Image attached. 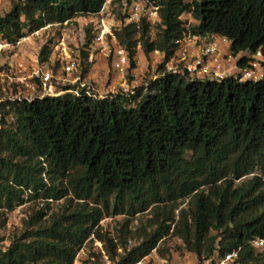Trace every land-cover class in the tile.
I'll return each mask as SVG.
<instances>
[{
  "label": "trees",
  "instance_id": "trees-1",
  "mask_svg": "<svg viewBox=\"0 0 264 264\" xmlns=\"http://www.w3.org/2000/svg\"><path fill=\"white\" fill-rule=\"evenodd\" d=\"M149 1L159 7L155 37L146 18L116 31L131 71L139 45L147 57L164 54L156 77L135 95L66 91L0 104V210L12 211L28 196L47 203L0 249V264H74L93 234L115 264H136L167 236L180 238L199 263L216 250H239L238 264H264V251L251 242L264 238V75L202 80L165 66L189 34L217 33L234 54H264V0ZM105 2L17 0L0 15V42L94 15ZM188 14L195 22L183 19ZM92 36L90 28L89 42ZM51 52L45 43L39 61L49 62ZM86 52L83 77L91 66ZM54 201L61 209L49 215ZM145 212L142 239L129 249L131 221ZM118 215L126 219L116 241L101 221Z\"/></svg>",
  "mask_w": 264,
  "mask_h": 264
},
{
  "label": "built area",
  "instance_id": "built-area-1",
  "mask_svg": "<svg viewBox=\"0 0 264 264\" xmlns=\"http://www.w3.org/2000/svg\"><path fill=\"white\" fill-rule=\"evenodd\" d=\"M158 8L149 0H123V18H117L105 6L94 14L93 36L88 44V51L90 53L102 51L107 57H111V69L123 77L118 86L106 88L102 92L82 76V61L79 54L66 48L58 49L56 53L54 52L60 66L58 69L51 67L49 62L42 63L38 60L37 64L29 66L17 60L16 52L11 56L7 55L8 48L10 50L19 48L26 37L15 43L0 42V51L7 53L4 59H0V89L6 94L0 95V104L8 100L32 101L45 96H58L66 91L78 96L135 95L136 88L144 81L129 80L131 57L128 50L119 43L116 31L129 23H140L142 18L154 23L158 20ZM177 42L178 48L174 56L165 63L167 70L173 73H188L192 78L202 80H223L228 76H235L241 80H259L264 75V54L261 49L234 54L228 48L225 39L217 33L189 34ZM89 59L92 60L91 56ZM241 59H245L243 64L239 63ZM65 82L71 83L72 88L67 90L57 87L58 84ZM90 239L94 240L93 249L99 255L101 264H115L109 257L103 241L94 234ZM251 242L256 250L264 251V238L256 237ZM85 247L77 254L74 264H84L81 254H86ZM238 257L239 250H233L225 256H220L216 250L209 258L198 264H238ZM148 261L146 256L136 264H148Z\"/></svg>",
  "mask_w": 264,
  "mask_h": 264
},
{
  "label": "rangeland",
  "instance_id": "rangeland-1",
  "mask_svg": "<svg viewBox=\"0 0 264 264\" xmlns=\"http://www.w3.org/2000/svg\"><path fill=\"white\" fill-rule=\"evenodd\" d=\"M17 0H0V15L6 13L11 7L12 4ZM122 2L123 0H106L105 7L106 9L115 14L117 18H123L122 12ZM183 15V19L186 21H190L189 18L192 19L190 22H195L192 16ZM187 17V18H186ZM95 15H79L75 17L70 22H65L63 24H54L49 25L38 32L32 33L26 36V39L23 40L19 46V48L15 50H10L8 48V54L4 53V51H0V59H4L3 57L11 56L16 52L17 57H25L29 60L30 65L37 64V60L39 61L38 55L41 47L45 43H49L52 48V52L49 58V64L51 67L59 68V64L57 62L56 52L57 50H62L66 48L75 54L81 55L85 58L86 48H88V29L91 28V34L93 31V20ZM158 23H151L150 34L152 37H155L158 31ZM63 43V44H62ZM62 44V45H61ZM59 45V46H58ZM64 46V47H63ZM141 46L139 45L138 49ZM55 52V53H54ZM22 55V57L20 56ZM24 55V56H23ZM107 58L108 65L110 67V58ZM162 61V60H161ZM160 61V62H161ZM160 62H155L156 65L154 68L150 66L149 71L145 73V76L140 80H151L157 74L158 64ZM86 63L88 60H83L82 65V73L86 68ZM1 64V62H0ZM111 69V68H110ZM130 77V75H129ZM155 78V77H154ZM93 83V82H92ZM72 85L69 82L58 84L57 87L64 88L65 86ZM95 91V90H94ZM96 92V91H95ZM97 94V92H96ZM0 95H6L0 89ZM8 120L11 123L13 121V117L8 115ZM1 125V124H0ZM256 173H260L256 171ZM253 175V174H252ZM252 175H248L246 178H251ZM264 177V175H263ZM62 201H54L50 203V208L48 209L49 215L51 213H55L59 211L61 208ZM47 203L43 202L41 199H32L28 196L26 202L22 205L17 206L12 211H4L0 210V249L7 248L13 239H16L21 236L25 229V221L29 219L31 215H33L34 210H38L40 207H46ZM183 206H187L186 203ZM149 217L148 213H142L136 215L129 226L130 233L127 236L128 245L127 247L130 249L132 246L138 244L141 241V228L142 225L146 223ZM125 215L118 216H107L101 221V226L103 231L106 233H110L115 240L119 241V230L121 227V223L125 221ZM216 233V232H215ZM94 245L92 242H88L85 247L86 254L82 253L83 256L82 261L84 264H101L100 257L94 252ZM119 253H123L124 249L119 248ZM88 257V258H87ZM149 259V264H198L199 260L197 254L195 252H191L185 249L183 242L177 236H167L161 241L158 245V249L153 250V252L147 256ZM93 258V259H92Z\"/></svg>",
  "mask_w": 264,
  "mask_h": 264
},
{
  "label": "crops",
  "instance_id": "crops-1",
  "mask_svg": "<svg viewBox=\"0 0 264 264\" xmlns=\"http://www.w3.org/2000/svg\"><path fill=\"white\" fill-rule=\"evenodd\" d=\"M188 16L191 15L188 14ZM189 20L192 21L191 18H189ZM224 39L228 44V48L231 49L230 40L226 38ZM20 56L22 57V55ZM89 56H91L92 60L90 70L86 74V78L89 81L93 82V84L100 92L104 91L106 88L108 89L110 87H116L121 83V81L123 80L122 75L110 69L106 58L107 56L102 51H95L94 53H90ZM163 58L164 54L158 50L150 53V55L147 57L143 50L139 48L136 55L137 66L131 71L130 76H132L133 78H129V80L139 81L142 77L145 76V73L149 71L150 66L154 68L156 65L155 62L158 63ZM17 60L22 61L26 65L30 63L29 60L25 57H17Z\"/></svg>",
  "mask_w": 264,
  "mask_h": 264
}]
</instances>
